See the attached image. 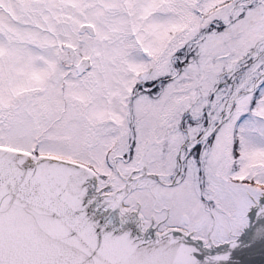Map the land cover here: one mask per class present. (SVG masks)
I'll list each match as a JSON object with an SVG mask.
<instances>
[{
    "label": "snow or ice",
    "instance_id": "6c2138e0",
    "mask_svg": "<svg viewBox=\"0 0 264 264\" xmlns=\"http://www.w3.org/2000/svg\"><path fill=\"white\" fill-rule=\"evenodd\" d=\"M0 264H264V0H0Z\"/></svg>",
    "mask_w": 264,
    "mask_h": 264
}]
</instances>
